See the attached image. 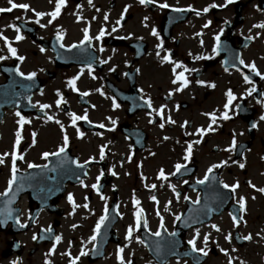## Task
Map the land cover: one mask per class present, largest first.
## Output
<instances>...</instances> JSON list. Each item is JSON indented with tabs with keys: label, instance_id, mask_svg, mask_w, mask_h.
<instances>
[{
	"label": "flooded vegetation",
	"instance_id": "1",
	"mask_svg": "<svg viewBox=\"0 0 264 264\" xmlns=\"http://www.w3.org/2000/svg\"><path fill=\"white\" fill-rule=\"evenodd\" d=\"M26 1L32 5L27 11L0 13V57H6L0 68L19 69L25 77L36 73L44 91L33 103L39 109L50 107L42 109L44 120L13 111L0 121V199L8 191L13 154L23 156L16 160V176L30 164L44 166L49 158L43 154L61 146L70 150V161L73 156L84 167L79 177L77 171L50 173V179L56 178L53 184L36 189L33 196L17 193L3 204L0 264H72L73 259L77 264H121V256L124 264H158L143 236L165 245V255L173 245L176 254L191 253L196 264H264V192L259 191L264 189V28L257 27L264 24V0H66L55 20L48 13L57 0ZM9 7V0H0V9ZM37 12L45 15L38 17ZM101 31L104 35L98 38ZM17 35L24 39L17 40ZM9 42L17 49L15 57ZM51 44L82 49L60 52L61 62L69 64L61 67ZM245 64H255L256 71ZM181 74L188 80L186 87L177 79ZM74 79L75 89L70 85ZM5 82L0 72V84ZM229 90L235 97L230 105ZM85 92L89 94L81 95ZM225 112L229 119L222 118ZM74 113L87 115V121L73 123ZM21 117L27 121L23 126ZM47 122L53 133L42 136L40 127ZM210 124L212 131L197 134ZM189 144L192 154L185 160ZM177 164L186 168L176 173ZM161 170L167 180L159 178ZM205 176V183H197ZM225 183L239 186L232 193L223 188ZM241 199L244 208L238 204ZM105 209L108 219L89 243ZM141 209L136 229L135 213ZM130 226L134 231L128 240ZM197 230L196 247L205 248L207 256L189 244ZM158 231L160 236L153 235ZM209 234L205 247L203 238ZM165 264L193 263L171 258Z\"/></svg>",
	"mask_w": 264,
	"mask_h": 264
},
{
	"label": "snow or ice",
	"instance_id": "2",
	"mask_svg": "<svg viewBox=\"0 0 264 264\" xmlns=\"http://www.w3.org/2000/svg\"><path fill=\"white\" fill-rule=\"evenodd\" d=\"M91 2H92V0H89V3H91ZM139 2H140L141 4H146V3H151V2H153V0H139ZM231 2H232V0H227V3H231ZM65 3H66V0H57V4H56V7H55L54 11H52L51 13H48V15L51 16L52 20H55V19L57 18V16L60 14L61 6L65 5ZM9 4H10V7L7 8V9H0V13L5 12V11H12V10L15 9V8H21V9H24L25 11L29 10V8H30V6L27 5V4H16V3L14 2V0H9ZM225 6H226V5H225ZM160 7H161V8H167V7H169V5H167V4H161ZM212 7H216V6H215V5H212ZM33 11H34V10H33ZM125 11H127V9H125ZM205 11H207V9H205ZM44 15H45V13H39V12L36 13V16H38V17H42V16H44ZM105 19L107 20V16H105ZM146 19H147V18H146ZM36 23H39V20H37ZM49 23H51V20L49 21ZM41 26L44 27L45 25H41ZM205 26H207V25H205ZM11 27H13L14 30H15L17 33L20 32V29H19L18 27H16L15 25H12ZM257 27L264 28V24L257 25ZM156 34H157V33L154 31V32H153V35H156ZM0 35H2V34H0ZM103 35H104V32L101 31L100 36H99L98 38H102ZM3 39H5V40L7 41V37H3ZM22 39H24V37H23L22 35H17V40H22ZM57 39H62V37L58 35V36H57ZM85 39H86V40L88 39L87 33L85 34ZM216 40L219 41V40H220V36H217V37H216ZM61 47H63V45H61ZM73 47H76V45H73ZM8 49H9V51L11 52L12 56L15 57V56L17 55V49L13 48V47L11 46V43H10V42L8 43ZM41 51H43V49H41ZM217 52H218V46H217ZM5 58H6V57H0V60L5 59ZM18 59H20V60L22 61V60L24 59V57H18ZM164 59H165V60H169V59H170V55L164 57ZM239 62H240V64H244V61H243L242 59H241ZM176 67H182V65L177 64ZM245 67H251V69H252L253 71H256L255 64H252V65H246V64H245ZM114 70H115V69H113V71H114ZM16 71H17V73H18L20 76H24V75H25L23 72H20L19 69H17ZM174 71H175V69H174ZM256 74L259 75V72H256ZM35 76H36V73H31V74L27 75L25 78L28 79V80H32V79L35 78ZM177 79L183 81V86H185V87L187 86V84H188V80L183 76V74H181L180 76H178ZM244 79H245L246 82H250L248 76H245ZM174 82H175V81H174ZM70 85H71V87H72L73 89H75V79L72 80V81H70ZM212 86L214 87L215 85H212ZM178 90H182V89H178ZM253 91H254V89H253ZM88 94H89V93H86V92H85V93H81V95H83V96H86V95H88ZM170 95H171V94H170ZM227 96H228V104L230 105L231 102H232V100H233L235 97L233 96L231 90H229V92L227 93ZM29 100H30V98H29ZM61 102H62V98H61V100H58V101H57V104L59 105ZM147 103H148V106L151 107V101L149 100V101H147ZM114 104H115V101H114ZM49 107H50V105H47V104L40 105V108H41V109H46V108H49ZM115 107L118 108V107H119V104H115ZM225 107H228V105H226ZM163 110H164L163 107L159 110L161 114L163 113ZM16 115H17V116H20V113H16ZM71 115H72L73 123H75V121H78V120H81V119L87 121V115H85V116H83V117H81V116H77V115H75V114H71ZM222 118H223V119H229V116H228L227 112L224 113V115H223ZM48 119L51 120L52 117H48ZM261 119H264V117H261ZM168 120H169L170 123H175V121H172V120H171V117H168ZM211 121H212V124H215V122H216V116H215L214 114L211 115ZM26 122H27V121H25L23 117H21L20 120L18 121V123H19L21 126H23V124L26 123ZM56 122H57V123H60L59 121H56ZM113 123L115 124V121H113ZM186 126H187V121L185 122L184 125H182V127H186ZM62 127H63V126H62ZM100 127H104V125H100ZM160 127L163 128L164 125L161 124ZM212 130H213V129H212V126H211V124H210V125H209V128H208L207 130L201 128V129L198 130L197 134L202 136V135L206 134V131H212ZM187 134H188V135H192V133H187ZM80 135L82 136L83 134L81 133ZM34 136H35V134H34ZM165 139H168V137H165ZM199 142H201V141H196V143H199ZM19 143H20V137H19V133H17V140H16V147H17V148H18V146H19ZM67 144H68V137H67V135L65 134V136H64V145H67ZM235 146H236V141L233 140V141H232V148H235ZM229 150H231V149H229ZM64 152H65V147L61 146L57 152H53V153H47V152H45V153L43 154V158H44L45 160H47V159L49 158V156H57V157H58V156L61 155V153H64ZM191 154H192V145L189 144L188 147H187V155L184 157V159H185V160L190 159ZM101 158H103V150L101 151ZM17 159L22 160V159H23V156H22V155L17 156V155H15V154H13V161H12V177H11V180L9 181L8 191L5 192V193H3L2 195H5V196L8 195V192H10V191L12 190V185L16 183V179H17V176H16V172H17V168H16V160H17ZM3 162H4L3 157H0V164H2ZM225 164H227L226 161L223 162V163L220 164V165H214L213 168H216V167H222V166H224ZM244 166H245L244 164H240V167H241V168H243ZM29 167L35 168V167H38V165L30 164ZM77 167L83 168L84 165H81V164H79V163L77 162ZM182 168H186V165H184V164H177V165H175L176 173H179V172L181 171ZM212 171H213V169L210 168V169H209V174H211ZM159 178H160V179H164V180H167V179H168V177L165 175V173L163 172V170H161V172H160V174H159ZM207 179H208V176H205V179H204V180H199V181H197V183H201V184H203V183H205V181H206ZM186 182H187V181H185V183H186ZM81 183H83V182L81 181ZM222 186H223V188H225V189H230V191H231L232 193H234V192L236 191V188H237L239 185L236 184V185L230 186V185H228V184L225 183V184H223ZM92 187L97 188V191H99L97 185H93ZM151 187H152V188H155L156 185H152ZM253 187H255V186L253 185ZM172 188H173V191H175V186H172ZM259 191L264 192V189H259ZM176 195H177V198H179V193H178V192L176 193ZM102 199H103V197H102ZM152 199L155 200L156 198H155V197H152ZM69 200L72 201V197H71V195L69 196ZM10 202H11V201H10ZM73 203H74V202H73ZM135 203H136L137 205H139L140 202H139L138 200H136ZM197 203H198V201H197ZM238 204L240 205L241 208H244V201H243V199L238 200ZM84 207H87V205H84ZM142 211H143V210L141 209L140 211H137V212L135 213V218H136V220H135V228H136V229H138V228L141 226V215H142ZM107 219H108V216H107V209H105V215L102 216V217L100 218L99 222L97 223L96 228H95V230H94V231H95V234L91 236V238H90V240H89V243H91L92 241H95V240L97 239V236L100 234L101 225H103L104 222H105V220H107ZM176 219L179 220L180 217H176ZM232 219H233V221L235 222V225H236V226H239L240 220L238 219V217H237L236 215H232ZM18 222H19V221H17V223H18ZM21 226L23 227L24 225H21ZM211 227L214 228L216 231H220V229H219L216 225H211ZM48 231L50 232L51 229H48ZM133 231H134V228H133L132 226H130V227L128 228L127 237H126L128 240H131V239H132ZM153 235H155V236H160L161 233L158 231V232H155ZM170 235L175 236L176 233H170ZM199 235H200V234H199V230H197V232H196V237L193 238L192 240H190V241H189V244H191V246H192V250H193L194 252H199V253H201L202 255L207 256V255H208V251H206L205 248H197V247H196V239L199 238ZM209 236H210V234L204 236V238H203V239H204L205 247L207 246V243H208V241H209ZM34 239H35V237H34ZM55 239H56L57 242H59L61 238H60L59 236H57ZM226 239H228V240L230 241V240H231V234H229V235L226 237ZM245 239H251V236H248V237H246ZM142 242H143V241H141V243H142ZM53 251H54V249H53ZM119 251L122 253V252H123V248H120ZM221 251H224V250L221 249ZM81 255H87V252L82 251V252H81ZM225 255H227L226 252H225ZM72 264H77L76 259H73V260H72ZM121 264H124V262H123V257H122V256H121ZM229 264H231V261L229 262Z\"/></svg>",
	"mask_w": 264,
	"mask_h": 264
}]
</instances>
